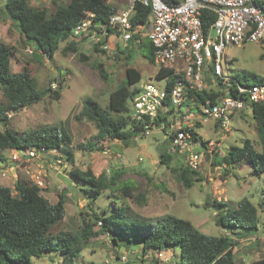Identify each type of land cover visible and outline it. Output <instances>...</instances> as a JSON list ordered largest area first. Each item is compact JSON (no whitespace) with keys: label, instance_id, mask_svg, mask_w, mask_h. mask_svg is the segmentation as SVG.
<instances>
[{"label":"rangeland","instance_id":"374dc122","mask_svg":"<svg viewBox=\"0 0 264 264\" xmlns=\"http://www.w3.org/2000/svg\"><path fill=\"white\" fill-rule=\"evenodd\" d=\"M108 1L116 7L119 6L116 5L117 0ZM6 2L7 0H0V8ZM67 3L68 0H30L32 7L47 10L50 14L58 6ZM127 3L128 0H120V4ZM0 42L13 48V73L27 69L39 89L49 86L53 88V84L58 88L59 82L61 83L60 100L45 97L41 102L18 113H10V128L21 134L24 131L55 125L68 134L70 144L60 150L34 149L37 156L32 160H27L28 155L22 154H19V159H14V152L7 151L6 162L0 163V186L11 188L14 195L15 183L19 179L41 182L39 187L42 188V195L51 204H56L59 196L64 194L66 216L60 224L53 227V235L78 232L86 223L95 222L94 211L101 213L104 209L112 208L114 203H123L144 220L172 215L189 220L207 235H232L236 264H251L264 257V174H256L246 160L232 166L219 165L220 157L225 156L230 147L241 146L245 139L251 140L258 151L263 150L251 111L233 115L227 131L215 128V122L211 119L199 122L201 127L197 129V133L203 141L196 144L195 150L201 155L198 170L202 180L196 181L198 178L194 176V186L186 189L177 176V170L187 165L183 154L174 155L169 165L160 164L161 153L169 145L164 135L155 133L151 137H140L129 145L117 139L96 144L94 140L98 130L95 125L88 120L76 118L87 97L107 108L111 93L125 82L126 70L130 66L141 72L142 82L158 84L155 79L157 66L145 59L138 50L132 64L128 65L123 55L117 56L118 47L111 49L113 55L102 54L81 42L80 52L88 58L87 61H82L78 54L63 53L66 42H61L60 49L50 58L27 43L16 23L5 13L0 15ZM225 53L223 65L230 76L256 74L264 77V43L230 45ZM99 64L109 74L106 81L100 77L97 69ZM5 101L0 88V105ZM203 142L207 143L206 149ZM88 143L95 145L93 151L79 147ZM69 152L72 156L67 154ZM88 168L95 175L104 174L107 178L123 173L122 180L132 182L135 187L134 195H143L144 200L139 202L128 199L109 190L102 196L89 200L71 175L76 169L84 171ZM243 198H248L259 209L260 224L257 231L249 234L242 230L217 226V211L212 202L222 201L236 208ZM101 226L97 222L94 231H98ZM179 253L180 249L177 248L175 256ZM121 255L127 256L126 264H150L149 261L153 258L151 254L144 255L141 244L116 247L112 236L103 233L90 240L75 264H118ZM62 262V255L55 252H45L43 256L32 259V264Z\"/></svg>","mask_w":264,"mask_h":264},{"label":"trees","instance_id":"16d2710c","mask_svg":"<svg viewBox=\"0 0 264 264\" xmlns=\"http://www.w3.org/2000/svg\"><path fill=\"white\" fill-rule=\"evenodd\" d=\"M117 11V7L108 0H68L66 5L58 6L51 14L47 10L32 7L30 0H7L5 6L0 8V15L5 13L12 22L16 23L26 42L50 58H53L60 49L61 42H66L63 53L78 54L82 61H87L88 58L80 52V43L70 40L73 29L86 12H93L98 20L107 21ZM206 14L208 18L205 19V25L209 26L215 20V16L209 14V11H206ZM149 15L150 8L138 4L135 6L132 22L135 25H147ZM12 49L11 46L0 42V88L6 98L5 103L0 105V163L6 162L7 151L17 150L19 154L24 155L30 149L60 150L71 142L68 134L55 125L24 131L21 134L10 128V113H18L24 108L41 102L45 97L60 100L62 95L60 82L58 88L49 86L39 89L27 69L20 73H13ZM93 50L106 54L98 46H93ZM136 50L157 66L154 59V47L147 38L143 39L137 47L124 50L119 48L117 56L123 55L129 65L133 62ZM97 69L104 81L109 79V74L102 64L97 65ZM157 69L155 79L157 81L167 79L168 91H171L179 79H183V76L176 75L173 69L158 66ZM211 74L209 70H206L209 86L212 84ZM233 79L236 80V85L242 86L264 84V77L256 74L238 75ZM141 81V72L130 66L126 70L125 82L111 93L107 108H103L92 98L84 99L83 108L76 118L88 120L95 125L98 130L94 140L96 144L108 139H117L126 145L135 141L134 137L139 135L141 128L132 129L128 115L129 103L135 96V86ZM217 82L218 85L215 88L210 87L203 91L188 90L189 101L205 103L210 100L212 103H217L225 97L221 89V81L217 80ZM248 110L251 111L257 124V134L263 150L258 151L251 140L245 139L241 146L230 147L227 154L220 157L219 165L232 166L241 160H246L260 176L264 174V103L250 102L247 108L237 113ZM196 127L198 129L201 127L199 122L196 123ZM216 128L220 129L219 124ZM192 133L196 141H203L197 132L192 131ZM203 144L206 149L207 143L203 142ZM79 147L91 151L95 149L92 143ZM67 154L72 156L70 152ZM174 155L177 154L168 153L167 147L161 153L160 164L169 165ZM177 171L178 179L186 189L194 186V176L198 178L196 181L202 180L199 170H193L187 165ZM71 175L89 200L102 196L107 190L139 202L144 200L143 195H134L135 187L132 182L122 180L123 173L107 178L104 174L95 175L88 168L84 171L76 169ZM15 191L14 195L11 188L0 186V264H32L34 257H41L45 252L61 254L62 264H75L90 240L103 233L112 236L116 247L141 244L144 255L151 254L153 258L149 262L154 264H158L155 259L156 252L163 249L176 251L177 248L180 249L177 256L180 264H236L235 243L232 235H207L189 220L172 215L144 220L136 215L130 206L123 203L121 205L114 203L112 208L104 209L101 213L94 211L95 222L86 223L78 232H62L53 235L51 232L53 227L60 224L66 216L64 194L59 196L56 204H51L42 195V188L33 182L21 179L15 183ZM209 203L208 201L207 205ZM212 203L217 211V226L242 230L249 234L257 231L260 224L259 209L248 198H243L236 208L222 201ZM97 222H101L102 226L98 231H94ZM251 264H264V257Z\"/></svg>","mask_w":264,"mask_h":264},{"label":"built area","instance_id":"2783aa9c","mask_svg":"<svg viewBox=\"0 0 264 264\" xmlns=\"http://www.w3.org/2000/svg\"><path fill=\"white\" fill-rule=\"evenodd\" d=\"M138 4L150 8L147 25L132 22ZM206 11L215 16L209 26L205 25ZM145 38L154 47L155 64L173 69L183 79L171 91L167 89V79L158 84L141 81L135 86L128 115L132 129L138 127L141 131L134 139L162 134L169 142L168 153L183 154L187 166L198 170L201 155L195 150L198 141L192 133L197 132L196 123L211 119L215 128L219 124L222 131H227L232 116L250 102L264 103V84L236 85L223 65L228 46L264 43V0H128L127 7L107 21L98 20L93 12L84 13L70 40L98 46L113 55L111 49L137 47ZM206 70L213 76L210 86ZM217 80L221 81L225 97L217 103L189 101L188 90L215 88ZM35 150L24 153L27 160L36 158ZM12 151L14 159H19V152ZM35 184L40 186L41 182ZM175 252L160 250L155 259L158 264H180ZM118 261L126 264L127 256L121 255Z\"/></svg>","mask_w":264,"mask_h":264},{"label":"crops","instance_id":"0c3cea01","mask_svg":"<svg viewBox=\"0 0 264 264\" xmlns=\"http://www.w3.org/2000/svg\"><path fill=\"white\" fill-rule=\"evenodd\" d=\"M127 4H128V3H127ZM127 4H125V5L120 4V0H119V1L117 0L116 5H119V6L117 7L118 11H119V10H122V9H125V8L127 7ZM112 43H113V42H112ZM112 45H115V44L113 43Z\"/></svg>","mask_w":264,"mask_h":264}]
</instances>
